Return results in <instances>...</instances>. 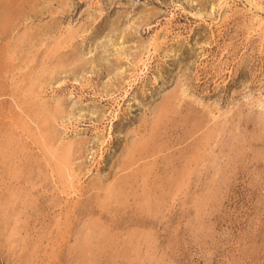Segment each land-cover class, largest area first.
<instances>
[{
	"label": "rangeland",
	"instance_id": "1",
	"mask_svg": "<svg viewBox=\"0 0 264 264\" xmlns=\"http://www.w3.org/2000/svg\"><path fill=\"white\" fill-rule=\"evenodd\" d=\"M255 14L0 0V264H264Z\"/></svg>",
	"mask_w": 264,
	"mask_h": 264
},
{
	"label": "bare ground",
	"instance_id": "2",
	"mask_svg": "<svg viewBox=\"0 0 264 264\" xmlns=\"http://www.w3.org/2000/svg\"><path fill=\"white\" fill-rule=\"evenodd\" d=\"M247 3L252 7L254 8L255 10H259L261 12L264 13V10L259 2V0H247ZM248 33L249 34H258L260 35V38L264 39V15L261 16V15H258V14H255L253 16V20L250 22L249 24V27H248ZM156 34H154V36L151 37V39H149V43H148V46H150L151 48H153L155 42H156V37H155ZM151 49H148L147 48V51H146V55L143 57L145 58H142L140 57L138 63L141 64V66H143V68L145 67L146 65V60L148 59V56H149V52H150ZM141 69V68H140ZM159 118H161V115H159ZM72 191H73V194L78 196V189L73 185H72Z\"/></svg>",
	"mask_w": 264,
	"mask_h": 264
}]
</instances>
